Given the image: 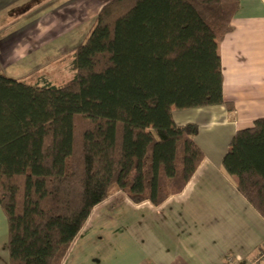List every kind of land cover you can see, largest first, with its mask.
<instances>
[{
  "label": "trees",
  "instance_id": "1",
  "mask_svg": "<svg viewBox=\"0 0 264 264\" xmlns=\"http://www.w3.org/2000/svg\"><path fill=\"white\" fill-rule=\"evenodd\" d=\"M238 0H108L70 50L73 76L0 72V206L9 264H63L93 208L121 193L161 203L205 156L174 109L226 104L219 41ZM264 216V116L222 160ZM226 264H228L226 262Z\"/></svg>",
  "mask_w": 264,
  "mask_h": 264
},
{
  "label": "crops",
  "instance_id": "2",
  "mask_svg": "<svg viewBox=\"0 0 264 264\" xmlns=\"http://www.w3.org/2000/svg\"><path fill=\"white\" fill-rule=\"evenodd\" d=\"M238 1L232 28L218 43L222 92L234 107L211 104L173 110L177 124H198L195 140L205 156L197 169L180 192L159 204L134 202L121 193L97 204L63 264H226L230 255L248 264L260 254L264 216L238 189L236 176L222 166L233 134L264 116V0ZM101 4L0 0V72L17 75L34 67V73H40L37 80H51L49 65L62 50L70 52L77 44L69 43L75 13L80 10L77 16L85 18L92 6L98 13ZM14 5L19 6L16 15L10 11ZM33 24L36 39L44 40L28 50L25 34ZM0 264H9L5 239L0 241ZM257 264H264V257Z\"/></svg>",
  "mask_w": 264,
  "mask_h": 264
},
{
  "label": "rangeland",
  "instance_id": "3",
  "mask_svg": "<svg viewBox=\"0 0 264 264\" xmlns=\"http://www.w3.org/2000/svg\"><path fill=\"white\" fill-rule=\"evenodd\" d=\"M102 1H107V0H99V3H104ZM17 5V4H16ZM103 4H101L102 6ZM29 4L27 5V7ZM22 8V7H21ZM91 12L90 14H86L87 17H83L82 15L77 16L78 14H81V11L79 10L78 12L75 13V19L74 22L71 24L73 28V32L71 36H73V39H70L69 43H79L83 41L85 36L89 33L96 17V10H94V6L91 7ZM101 8V7H100ZM11 14L16 15L17 12L19 11V6H11L10 8ZM14 16H12L13 18ZM83 17V18H82ZM88 20V21H87ZM90 20V22H89ZM87 21V22H86ZM33 26H28V33L25 35L27 36L25 39V47L29 49H32L37 43L42 42L43 38L36 39L35 33L33 30ZM24 33V30L22 31ZM44 40V39H43ZM63 53L58 56L57 60H54L48 67V75L52 78L51 81L55 83H61L65 80L70 79L73 74L72 71L68 69V63L70 60L71 53L67 50H62ZM34 67L31 69L28 68L29 70L25 71L23 74H13L10 72L9 74L12 75V77L21 79L23 81H26L28 83H33L36 82L37 80V75L40 73H34ZM8 74V75H9ZM9 75V76H10ZM15 75V76H14ZM52 75V76H51ZM49 77V78H50ZM8 232H9V226H8V219L6 214L4 213L2 207L0 206V241H8ZM5 237V238H3Z\"/></svg>",
  "mask_w": 264,
  "mask_h": 264
},
{
  "label": "built area",
  "instance_id": "4",
  "mask_svg": "<svg viewBox=\"0 0 264 264\" xmlns=\"http://www.w3.org/2000/svg\"><path fill=\"white\" fill-rule=\"evenodd\" d=\"M262 257H264V244H263L262 249H261V252H260V254L257 256V258L253 259V260H252L250 263H248V264H257V263L259 262V260H260ZM226 262H227L228 264H241V262H240V258H239V257H236V256H232V255H230V256H228V257L226 258Z\"/></svg>",
  "mask_w": 264,
  "mask_h": 264
}]
</instances>
